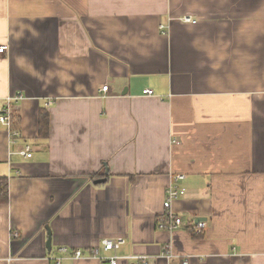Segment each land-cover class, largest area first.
Segmentation results:
<instances>
[{
    "label": "crops",
    "instance_id": "1",
    "mask_svg": "<svg viewBox=\"0 0 264 264\" xmlns=\"http://www.w3.org/2000/svg\"><path fill=\"white\" fill-rule=\"evenodd\" d=\"M2 45L0 107L21 99L19 134L0 124V264L116 237L143 264H264V0H0Z\"/></svg>",
    "mask_w": 264,
    "mask_h": 264
},
{
    "label": "built area",
    "instance_id": "2",
    "mask_svg": "<svg viewBox=\"0 0 264 264\" xmlns=\"http://www.w3.org/2000/svg\"><path fill=\"white\" fill-rule=\"evenodd\" d=\"M182 21L185 23H194L190 18H182ZM160 30H164L165 26L160 25ZM8 47L6 45L0 46V53L6 51ZM108 90L107 86H102L101 92L106 93ZM143 94L152 95L150 91H144ZM21 96H7L4 99L3 105L0 107V124L8 131L10 135L17 136L19 134L18 131L13 130V118L11 115V103L13 101H19ZM20 155L30 158V148L27 146ZM183 175L174 176L173 179L175 181H183ZM165 197L163 201V208L165 210L163 214V219L160 220L156 227L159 230H165L168 232H174L177 229H180L183 226L181 218L175 216L171 211V205L177 199L185 196L186 191L182 187H177L174 185H169L165 192ZM206 229V223L200 222L196 223L194 230L192 231L195 236H202L204 230ZM125 238L123 237H116V238H102L98 245L91 248L87 254H85L82 250L77 249L71 253V255L66 256V258H58L52 260V264H65L64 260H70L72 262L80 261V260H95L101 264H143L144 257L137 256V255H125V256H118L116 254L124 245H125ZM65 253V250H62ZM162 255L167 258H173L174 253L170 246H166ZM182 264H188L187 261H184Z\"/></svg>",
    "mask_w": 264,
    "mask_h": 264
},
{
    "label": "trees",
    "instance_id": "3",
    "mask_svg": "<svg viewBox=\"0 0 264 264\" xmlns=\"http://www.w3.org/2000/svg\"><path fill=\"white\" fill-rule=\"evenodd\" d=\"M48 120H49V116L47 112L45 111V109L40 110L38 123H39V132H40V135L42 136H45L48 132ZM17 126H18V121L15 122L13 119V130L18 131ZM7 186H8L7 178L0 177V205H5L8 203L9 195H8ZM193 237L201 238L202 236L193 235Z\"/></svg>",
    "mask_w": 264,
    "mask_h": 264
},
{
    "label": "water",
    "instance_id": "4",
    "mask_svg": "<svg viewBox=\"0 0 264 264\" xmlns=\"http://www.w3.org/2000/svg\"><path fill=\"white\" fill-rule=\"evenodd\" d=\"M105 180L101 179V180H96L94 181V184H98V183H104ZM204 220L202 218H195V224L196 223H200L203 222ZM47 241H46V248L49 250L50 249V245H51V237H50V231L47 228Z\"/></svg>",
    "mask_w": 264,
    "mask_h": 264
}]
</instances>
